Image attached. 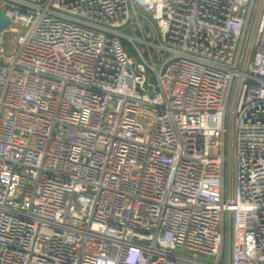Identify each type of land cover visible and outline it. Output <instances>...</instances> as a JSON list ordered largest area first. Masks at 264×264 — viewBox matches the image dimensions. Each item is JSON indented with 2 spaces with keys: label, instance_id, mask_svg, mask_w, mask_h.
I'll return each instance as SVG.
<instances>
[{
  "label": "built area",
  "instance_id": "built-area-1",
  "mask_svg": "<svg viewBox=\"0 0 264 264\" xmlns=\"http://www.w3.org/2000/svg\"><path fill=\"white\" fill-rule=\"evenodd\" d=\"M0 9V264H264V0Z\"/></svg>",
  "mask_w": 264,
  "mask_h": 264
},
{
  "label": "rangeland",
  "instance_id": "rangeland-1",
  "mask_svg": "<svg viewBox=\"0 0 264 264\" xmlns=\"http://www.w3.org/2000/svg\"><path fill=\"white\" fill-rule=\"evenodd\" d=\"M234 88L235 86L232 88V92H231V96H230V99H229V109H230V106H231V103H232V99H233V95H234ZM226 128L228 129L229 128V125L226 123ZM225 152H226V188L228 189V173H229V155H230V158L232 159V152L230 151L229 149V136L227 135L226 136V139H225ZM227 244H228V227L226 225V233H225V245L227 247Z\"/></svg>",
  "mask_w": 264,
  "mask_h": 264
},
{
  "label": "water",
  "instance_id": "water-1",
  "mask_svg": "<svg viewBox=\"0 0 264 264\" xmlns=\"http://www.w3.org/2000/svg\"><path fill=\"white\" fill-rule=\"evenodd\" d=\"M9 25H10L9 19L6 17L4 12L0 9V33L4 31L5 29H7Z\"/></svg>",
  "mask_w": 264,
  "mask_h": 264
}]
</instances>
